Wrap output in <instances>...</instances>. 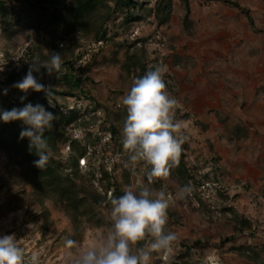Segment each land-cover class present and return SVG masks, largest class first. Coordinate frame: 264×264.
<instances>
[{"label": "rangeland", "instance_id": "374dc122", "mask_svg": "<svg viewBox=\"0 0 264 264\" xmlns=\"http://www.w3.org/2000/svg\"><path fill=\"white\" fill-rule=\"evenodd\" d=\"M57 1L65 7L74 2ZM108 1L55 47L53 38L27 19L10 33L0 22L1 81L12 69L24 68V78L30 63L48 61L52 53H60L63 65L69 63L65 71L70 78L69 84L54 82L53 75L45 74L40 83L49 89L48 96L0 85V110L48 98L53 110L76 109L91 125L63 128L65 135L57 140L50 152L53 162L48 163L65 179L74 170L78 148L87 150V167L72 178L86 199L78 212L67 210L52 188L43 189L29 178L28 166L16 153L9 157L0 149V236L15 234L27 252H41L42 264H58L65 239L89 244L107 230L109 194L119 197L127 187L148 185V168L143 162L133 166L123 149L127 112L121 98L134 78L162 65L167 91L180 102L176 118L186 123L182 149L189 170L171 171L168 180L149 185L172 197L165 232H174L177 240L170 264H264V1L188 0L187 23L185 0H172L170 19L162 25L154 12L160 0H138L142 10L134 17L140 14L143 20L130 26L124 24L125 15L113 11V0ZM104 32L109 41L97 48L95 35ZM63 34L60 26L56 35ZM40 71L33 73L37 80ZM10 123L14 131L26 127ZM107 158L113 161L110 166ZM101 166L110 175L104 183L98 180ZM188 174L193 177L189 184ZM204 182L216 185L205 191ZM92 185L107 193L100 206ZM184 185L192 192L179 199L176 193ZM151 264L166 262L161 253H152Z\"/></svg>", "mask_w": 264, "mask_h": 264}, {"label": "clouds", "instance_id": "9594fccd", "mask_svg": "<svg viewBox=\"0 0 264 264\" xmlns=\"http://www.w3.org/2000/svg\"><path fill=\"white\" fill-rule=\"evenodd\" d=\"M62 65L60 53H52L48 61L30 63L26 76L14 87L25 93L29 89L44 91L48 96L49 89L33 73L41 68L49 74L59 73ZM166 71L162 65L150 67L133 79L130 90L121 98L127 112L122 128L123 149L133 166L143 162L148 168V185L127 187L119 197L110 193L107 230L89 244L65 239L58 264H151L152 253H161L166 264H170L169 253L177 240L174 232H165L172 197L166 190L157 191L149 185L155 180H168L187 137L183 134L186 123L176 118L180 102L167 91ZM56 119L42 105L31 103L0 113L3 122L20 121L26 126L20 138L29 139L30 149L34 148L39 156L34 166L41 170L47 167L51 151L44 134ZM191 192V186L184 185L176 196L184 199ZM41 255L40 251L27 252L15 234L0 236V264H42Z\"/></svg>", "mask_w": 264, "mask_h": 264}, {"label": "trees", "instance_id": "16d2710c", "mask_svg": "<svg viewBox=\"0 0 264 264\" xmlns=\"http://www.w3.org/2000/svg\"><path fill=\"white\" fill-rule=\"evenodd\" d=\"M264 1V0H263ZM108 0H74V2L69 6H62L60 1L57 0H0V22L6 25V30L10 33V30L20 24L23 19H27L32 24L36 26L38 31H44V33L49 37L53 38V47L56 46L57 40H64L72 34L74 28L77 25L86 24L87 21L94 17L96 13L100 10L101 7L108 5ZM235 7H239L237 3L229 2ZM114 4V12L120 11L124 17V24L131 25L134 22H139L143 20V16L138 14L134 17V12L141 11L142 6L138 0H113ZM186 7V17L185 22H189V14L190 8L188 4V0H185ZM172 9V0H160L157 3L155 8V18L159 21L160 24H166L171 16ZM14 15H17V20L13 22ZM60 26L64 28V34L62 36L56 35L60 31ZM104 41L108 42L109 39L107 34L104 32L102 34L97 33L95 35V42ZM29 57V52L26 54ZM25 59H23L22 63L24 64ZM69 64V63H68ZM63 65L62 70L59 73L52 72L54 82L59 79H63L66 83H70L69 74L65 71L66 66ZM26 64H24L25 66ZM83 73H87L86 69H81ZM22 72H24V68L21 71L17 69H12L10 71H5L6 79L4 81L0 80V85L10 86L14 90H19L14 87V85L20 81H22ZM27 71H25V74ZM45 74H49L46 69H42L40 71V75L38 76V81L41 82L42 77ZM21 91V90H19ZM22 92V91H21ZM56 92V91H55ZM54 92V93H55ZM55 94H59L56 92ZM61 96H70V93H61ZM6 102V101H4ZM31 104H33V100H31ZM46 111H49L57 117L56 120L53 121L54 129L46 130L44 134V138L47 139L48 145L50 148V152L56 150V142L60 137L64 136L63 128L80 126L82 128H88L91 125H88V121L81 119L80 112L76 109H68L65 107V110L58 112L56 109L53 110L50 107L48 98L42 100L41 103ZM4 105V103L2 104ZM67 108V109H66ZM3 111L0 110V113ZM17 124H21L18 121ZM17 131L12 129L11 123H5L3 120H0V149L5 151L9 157L14 156L16 153V157L21 159L28 166V177H34L38 186H42L43 189L52 188L54 194H58L61 201L65 202L66 209L69 211L78 212L86 199L81 197L76 189V184L73 181V177H79L81 175L82 168L80 167L79 160L81 158L86 157L87 150L83 147H79L77 150V155L74 157V170L69 173L65 179L62 178L60 172L55 169L52 165L48 164L44 170H41L34 166V161L39 159V156L34 148L29 147L30 141L28 138H20V132L22 128ZM62 133H60V131ZM112 134L116 136L117 129L115 127L112 128ZM76 143V142H75ZM74 144V142H72ZM11 151L13 152L10 154ZM76 152L74 149L73 153ZM7 156V157H8ZM185 156L183 154V149L179 158L178 165L172 169V171H178L181 173V168L185 169ZM52 161L53 159L50 157L49 159ZM53 162V161H52ZM100 171V179H98L101 183L108 181L110 179V175L107 170L101 166L99 167ZM184 172L189 173L188 169H185ZM94 177L93 173H91ZM95 179V177H94ZM193 179L192 175L188 174V184L189 181ZM94 195L93 199L96 205H102L107 199V193L102 194L99 188L94 185ZM76 218V217H75Z\"/></svg>", "mask_w": 264, "mask_h": 264}, {"label": "built area", "instance_id": "2783aa9c", "mask_svg": "<svg viewBox=\"0 0 264 264\" xmlns=\"http://www.w3.org/2000/svg\"><path fill=\"white\" fill-rule=\"evenodd\" d=\"M94 45L97 47V48H102V47H104V45H105V42L104 41H99V42H96V43H94ZM71 109H73V108H71ZM91 152V148L90 147H88V154ZM106 163H107V165L108 166H110L111 164H113V161H112V159L111 158H107L106 159ZM79 164H80V167L81 168H83V167H87V165H88V161H87V158L86 157H84V158H81L80 160H79ZM109 170V169H108ZM215 183H210V182H204L203 184H202V189L203 190H207V191H210L211 189H213L214 187H215Z\"/></svg>", "mask_w": 264, "mask_h": 264}]
</instances>
